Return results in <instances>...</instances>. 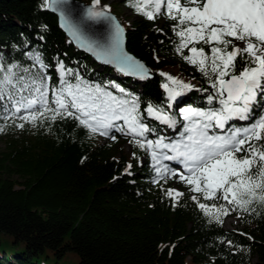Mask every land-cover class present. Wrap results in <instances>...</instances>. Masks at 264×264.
Segmentation results:
<instances>
[{
	"label": "trees",
	"instance_id": "obj_1",
	"mask_svg": "<svg viewBox=\"0 0 264 264\" xmlns=\"http://www.w3.org/2000/svg\"><path fill=\"white\" fill-rule=\"evenodd\" d=\"M41 2L0 0V56L5 62L28 66L27 53L39 52L56 83V60H62L86 80L114 81L138 96L142 113L151 102L179 120L178 106L206 107V93L195 90L167 107L160 73L172 70L195 88L208 87L205 77L176 53L174 21L163 16L149 21L126 0H101L109 6L119 2L110 11L128 32L127 49L154 76L138 80L77 51ZM121 8L132 15L131 23L121 18ZM144 117L157 135L175 138L181 130L182 122L174 131L146 113ZM0 127V264H264V205L231 211L217 222L203 214L191 198L198 194L188 188L178 202L169 198L168 181L153 182L144 151L133 146L136 158H117L114 144H100L97 134L73 119L23 128L0 122ZM230 217L239 223L227 230Z\"/></svg>",
	"mask_w": 264,
	"mask_h": 264
},
{
	"label": "snow or ice",
	"instance_id": "obj_2",
	"mask_svg": "<svg viewBox=\"0 0 264 264\" xmlns=\"http://www.w3.org/2000/svg\"><path fill=\"white\" fill-rule=\"evenodd\" d=\"M126 2L149 21L161 16L174 21L176 53L208 83L207 88L198 89L160 73L167 107L193 90L206 93V107L178 106L179 120L151 102L142 113L138 96L114 81L86 80L59 59L58 79L53 83L49 64L39 52H30L28 66L5 62L0 56V122L23 128L73 119L93 135L115 140L112 133L119 132L150 157L154 183L178 178L198 194L191 198L204 215L220 222L231 211H255L254 204L264 205V0ZM68 4L69 0H42L40 6L58 13L60 26L99 62L126 76L151 78L150 69L125 51L124 28L110 15L108 6L92 0L83 16L74 20ZM87 22L105 25L104 34H89ZM144 113L174 131L182 122L181 130L175 138L157 135L156 128L145 122ZM232 121L247 123L237 126ZM150 134L156 138L150 139ZM166 195L178 202L184 193L169 188ZM201 198L213 203L200 202Z\"/></svg>",
	"mask_w": 264,
	"mask_h": 264
},
{
	"label": "rangeland",
	"instance_id": "obj_3",
	"mask_svg": "<svg viewBox=\"0 0 264 264\" xmlns=\"http://www.w3.org/2000/svg\"><path fill=\"white\" fill-rule=\"evenodd\" d=\"M118 5H119V2L111 4V6H109V5H103V6H108L109 8L110 7L115 8ZM119 13L121 14V18L124 19L126 22H128V23L132 22V15L127 10L121 8L119 10ZM163 73H167V74H170V75L175 77L174 72L172 70H168V71L163 72ZM112 135L116 136L115 140L98 135L99 136V140H98L99 143L105 144L107 142V140H109L112 144H114L115 155L117 156V158L132 156L133 155V145L129 143L128 138H125L119 132H113ZM3 148H4V144L2 142H0V150ZM143 160H144V158H143ZM167 181H168L169 188L176 189L177 191H180L182 193L185 192L188 188L185 184L180 182L178 178H169ZM238 223H239V221H238L237 217H230L226 220L224 227L227 230H231Z\"/></svg>",
	"mask_w": 264,
	"mask_h": 264
},
{
	"label": "water",
	"instance_id": "obj_4",
	"mask_svg": "<svg viewBox=\"0 0 264 264\" xmlns=\"http://www.w3.org/2000/svg\"><path fill=\"white\" fill-rule=\"evenodd\" d=\"M91 5H88L80 0H69V4L67 5V7L69 9H71V15H72V18L74 20H79L83 14H84V10L88 7H90ZM101 7H103V5H101ZM50 11V10H49ZM53 15H55L57 17V20H58V26H59V29L66 35V37L68 38V41L69 43L79 52L81 53H84L87 57L91 58L92 61L96 64H99L100 66L102 67H110L112 69H114L116 72H118L113 66L111 65H108V64H103L101 62H99L98 60H96V58L94 56H92L90 53H88L86 50L84 49H81L77 46V44L73 41L72 37L67 33V31L62 28L60 26V17H59V14L58 13H55L53 11H50ZM110 15L115 17L116 20L121 24V26L123 27L121 21L116 17V15H114L111 11H110ZM86 31L91 34V35H95V36H102L106 30V26L103 25V24H99V23H94V22H87L86 26ZM124 28V27H123ZM127 30L124 28V49L125 51L131 55L127 49ZM133 56V55H131ZM135 59L141 61L144 65L145 63L136 58L135 56H133ZM146 66V65H145ZM147 68H149L148 66H146ZM150 69V68H149ZM151 72V78H154V76L152 75V71L150 70ZM119 73V72H118ZM122 74V73H120ZM128 77H133V76H128ZM135 78V77H133ZM135 79H138V78H135ZM138 80H141V79H138Z\"/></svg>",
	"mask_w": 264,
	"mask_h": 264
},
{
	"label": "bare ground",
	"instance_id": "obj_5",
	"mask_svg": "<svg viewBox=\"0 0 264 264\" xmlns=\"http://www.w3.org/2000/svg\"><path fill=\"white\" fill-rule=\"evenodd\" d=\"M168 163L170 164L171 167L179 169V165L172 162H168Z\"/></svg>",
	"mask_w": 264,
	"mask_h": 264
}]
</instances>
